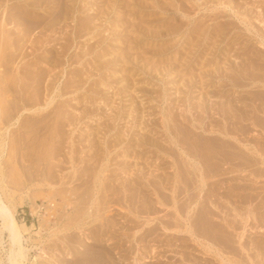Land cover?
Returning a JSON list of instances; mask_svg holds the SVG:
<instances>
[{"label":"rangeland","instance_id":"1","mask_svg":"<svg viewBox=\"0 0 264 264\" xmlns=\"http://www.w3.org/2000/svg\"><path fill=\"white\" fill-rule=\"evenodd\" d=\"M26 2L30 0H0V21L6 9ZM67 2L68 18H60L38 43L32 42L35 31L28 40L21 37L18 59L9 66L14 72L0 80V111L10 117L0 127V193L14 206L18 222L27 225L23 231L30 251L25 264H264V189H257L262 195L255 201L248 198L258 184L237 180L226 184V191L223 180L224 187L213 192L210 200L225 199L209 203L214 212L220 211L213 212L222 225L219 242L198 236L186 222L189 196H207L197 187L198 177L188 192L178 195L181 212L171 200L175 163L181 158L173 140L176 135L183 138L181 129L199 131L192 124L202 121L208 126L212 116L215 128H232L242 112L256 105L264 118V0ZM47 7L42 4L36 13H49L44 12ZM10 20L2 28L12 29L17 37L18 25ZM20 92L30 98L25 106L18 101ZM239 104L249 107L235 108ZM230 106L232 114L227 116ZM256 116L250 120L256 125L253 131H264ZM253 140L263 147L261 140ZM182 148L194 151L191 140ZM260 166L253 167L256 176L246 169L245 179L264 186ZM246 184L247 192L241 190L245 195L237 193ZM233 186L239 188L234 192ZM148 222L160 225L142 238ZM82 239L85 248L78 247ZM210 242L224 249L209 253ZM2 256L0 249V260Z\"/></svg>","mask_w":264,"mask_h":264},{"label":"bare ground","instance_id":"2","mask_svg":"<svg viewBox=\"0 0 264 264\" xmlns=\"http://www.w3.org/2000/svg\"><path fill=\"white\" fill-rule=\"evenodd\" d=\"M25 1H28V0H25ZM68 0H63V2L61 3L60 0H30V2H26V4H17L15 7H13L12 9H6V13L4 15V18L2 21H0V80H4L6 79V76H8V79L10 77V75L13 74L12 70L9 68L10 64H12L13 62H15L16 59H18V53L16 54L15 51L17 50L19 43H20V39L21 37L25 38L28 40V37L31 35L32 31H35L37 32L36 36L32 39V42H35V43H38L37 42V39L38 37H42L41 35L48 29H51L53 26L57 25L59 22H60V18H65L67 19L68 18V12H70V9L68 7V5H70L68 2ZM81 1V0H80ZM83 1V0H82ZM118 1V0H117ZM120 2V1H119ZM46 3L47 4V8L45 9L44 12H49V13H44L42 15H38L36 13V11L38 10L37 8H39L40 6H42V4ZM85 4V3H83ZM105 4V3H104ZM2 5V4H1ZM35 5V6H34ZM81 5V4H80ZM13 6V5H12ZM30 6H34V7H30ZM44 6V5H43ZM102 6V4H101ZM74 7V6H73ZM81 7V6H80ZM84 7V6H83ZM78 8V7H77ZM100 8V7H99ZM81 9V8H80ZM8 10V12H7ZM39 11V10H38ZM79 12H82L81 10ZM84 12V11H83ZM82 12V13H83ZM40 13V12H39ZM61 14H63L64 16L61 17ZM70 14V13H69ZM84 14V13H83ZM10 15H12V18H10ZM97 15V14H96ZM70 17V16H69ZM81 17V16H80ZM87 17V16H85ZM95 17V16H94ZM12 19L13 22L18 25V28L19 31H16V33L18 32L20 35H18L17 37H13V30L12 29H7V28H2V26H5L8 21L10 22ZM77 19V18H76ZM79 19V18H78ZM81 21V20H80ZM94 21V20H92ZM65 22V21H64ZM86 22V21H85ZM89 22V21H88ZM11 23V22H10ZM66 23V22H65ZM76 23H78L76 21ZM81 23V22H80ZM83 23V22H82ZM85 24V23H84ZM60 25H62V22L60 23ZM65 24L62 25V27H64ZM76 25V24H75ZM83 25V24H82ZM81 25V27H82ZM87 25V23H86ZM85 26V25H84ZM83 26V27H84ZM88 26V25H87ZM60 27V26H59ZM86 27V26H85ZM37 28H39L37 30ZM55 29V28H54ZM15 30V29H14ZM56 30V29H55ZM54 30V31H55ZM82 30V29H81ZM13 31V32H12ZM50 31V30H49ZM73 31L75 34H77L80 30L78 29V27L76 26L75 28L73 27ZM64 31H62L63 33ZM89 32V31H88ZM49 33V32H47ZM55 33V32H54ZM65 33H69V32H65ZM46 34V33H45ZM51 34V33H50ZM83 35H85V32L83 33ZM52 36V34H51ZM67 36V35H66ZM70 36V35H69ZM63 37V35L59 38L61 39ZM65 37V36H64ZM51 38V37H50ZM58 38V37H57ZM71 38V37H70ZM30 39V38H29ZM55 39V38H54ZM58 39V40H59ZM44 40V39H42ZM53 40V39H51ZM51 40H48V41H51ZM24 41V40H23ZM56 41V40H55ZM28 41H26L27 43ZM62 42V41H61ZM50 43V42H49ZM263 45H264V41H262ZM33 44V43H32ZM55 44V43H54ZM63 44V43H62ZM22 45V44H21ZM37 45H40V44H37ZM48 45V44H47ZM51 45V44H50ZM56 45V44H55ZM46 46V45H45ZM57 46V45H56ZM67 46V45H66ZM65 47H63V53L65 51V49H67ZM39 47V46H38ZM37 47V48H38ZM47 47V46H46ZM50 47V46H48ZM51 47H54V46H51ZM60 48V47H59ZM41 49V48H40ZM33 50V49H32ZM39 50V49H38ZM52 49H50V51H52ZM57 50V49H56ZM59 51V50H58ZM55 52V50H54ZM31 53V52H30ZM35 53V52H34ZM52 53V52H51ZM70 54V53H69ZM19 55H20V51H19ZM39 55V54H37ZM52 55V54H51ZM50 55V56H51ZM55 55V53L53 54ZM24 58L26 57V55H23ZM48 56V55H47ZM69 56H72V55H69ZM39 57V56H38ZM49 57V56H48ZM37 58V57H36ZM54 58V57H52ZM75 58V56H74ZM27 59V58H26ZM46 59V58H45ZM55 59V58H54ZM60 59V58H59ZM70 59V57H69ZM62 60H64L62 58ZM76 60V59H74ZM27 61V60H26ZM54 61V60H52ZM51 61V62H52ZM28 62V61H27ZM27 62H24V63H27ZM50 62V61H49ZM55 62V61H54ZM255 62V61H253ZM23 63V64H24ZM242 63V62H241ZM244 63V62H243ZM32 64V62H31ZM36 64V63H35ZM58 64V63H57ZM255 64V63H254ZM26 65V64H24ZM250 65V64H249ZM27 66V65H26ZM29 66L31 67H35L36 65H30ZM27 66V67H29ZM257 66V65H255ZM38 67V65H37ZM249 67V66H248ZM247 67V68H248ZM20 68V71L21 70V67ZM23 68V67H22ZM26 68V67H24ZM23 68V69H24ZM36 68V67H35ZM43 68V67H41ZM251 68V67H250ZM255 68V67H254ZM28 69V68H27ZM39 69V68H38ZM256 69V68H255ZM25 70V69H24ZM23 70V71H24ZM28 70H33V69H28ZM37 70V69H36ZM250 70V69H249ZM34 72V71H33ZM247 72H248V69H247ZM246 72V73H247ZM16 73V72H15ZM14 73V75H15ZM42 73V72H41ZM44 73V72H43ZM21 74V72L19 73V75ZM23 74V73H22ZM21 74V76H22ZM25 74V73H24ZM28 75H25V77L27 76V78L29 77V74H30V71L27 73ZM39 74V72H38ZM243 74V73H242ZM245 74V73H244ZM228 75V74H227ZM231 75V74H230ZM232 76V75H231ZM227 77V76H226ZM243 77V75H242ZM245 77V76H244ZM26 78V79H27ZM41 78V76H40ZM252 78V76H251ZM7 79V80H8ZM11 79V78H10ZM17 79V78H16ZM29 79V78H28ZM34 80V79H33ZM234 80V79H233ZM254 80V79H253ZM36 81V80H35ZM34 81V82H35ZM39 81V80H38ZM231 81H232V78H231ZM2 82V81H0ZM40 82V81H39ZM42 82V81H41ZM238 82V81H237ZM3 83V82H2ZM21 84V83H20ZM28 83H26L27 85ZM36 84V83H35ZM34 84V85H35ZM253 84V83H252ZM24 85V83H23ZM254 85V84H253ZM252 85V86H253ZM2 86V85H1ZM0 86V88H1ZM28 86L30 87L31 85L28 84ZM27 86V87H28ZM20 87V86H19ZM254 87V86H253ZM252 87V88H253ZM262 87V86H260ZM15 88V87H14ZM13 88V89H14ZM25 88V87H24ZM36 88V87H35ZM39 89V88H38ZM61 89V88H60ZM59 89V90H60ZM22 90V88H21ZM36 90V89H34ZM33 90V91H34ZM260 90V89H259ZM3 91V90H2ZM64 91V90H63ZM62 91V92H63ZM18 92V91H17ZM7 93V92H6ZM13 93V92H12ZM24 93V92H23ZM246 93V92H245ZM243 93V94H245ZM250 93V92H249ZM261 93V92H260ZM258 93V94H260ZM264 92H262L263 94ZM1 94V93H0ZM37 94V93H36ZM38 94L39 93V90H38ZM3 95V93H2ZM6 95V94H5ZM35 95V94H34ZM41 95V94H40ZM18 96V95H17ZM239 96V95H238ZM246 96V95H245ZM260 97H262L261 95H259ZM32 97V96H31ZM34 97V96H33ZM32 97V98H33ZM40 97V96H39ZM59 97V96H58ZM242 97V96H241ZM7 100H8V97H6ZM48 98V97H47ZM208 98V97H207ZM239 98V97H237ZM236 98V99H237ZM246 98H249L246 96ZM258 98V97H257ZM1 99V98H0ZM27 99L30 101V98H27L26 96H23V94H21L20 92V95L18 96V101L20 103H23L25 106L26 103L28 102ZM251 99V97L249 98ZM262 99L264 100V96L262 97ZM2 100V99H1ZM14 100V99H13ZM42 100V99H41ZM39 100V101H41ZM230 100V99H229ZM253 101V100H252ZM33 102V100H32ZM47 102V101H45ZM237 102V101H236ZM245 103V102H243ZM251 103V102H250ZM255 103V101H254ZM262 103V102H261ZM260 103V104H261ZM34 104V103H33ZM40 104V103H39ZM38 104V105H39ZM43 104V103H42ZM231 104V103H230ZM245 104H248L247 102ZM256 104V103H255ZM259 104V105H260ZM32 105V104H31ZM36 105V104H35ZM232 105H236V104H232ZM242 105V103H241ZM262 105V104H261ZM28 106H29V103H28ZM47 106V105H46ZM227 106V105H226ZM244 106V105H243ZM243 106H234L235 108H240L243 107ZM253 106V105H252ZM58 107V106H57ZM249 107V105L247 106ZM246 106L243 107L244 108H247ZM256 109H251L252 107H249V110H247L246 113L242 112L241 113V116H239V119L235 122V126L232 127V128H229L227 126L223 127L222 129L220 128H215L214 126H212L211 124H213L216 120V118H214L212 116L211 118V121H209L208 119V126H206L205 122L204 124L202 123V121L199 123V124H195L193 123L192 126H194L196 129H198L199 131H196L192 128L189 129V130H186V129H181L180 133L183 135V138H180L179 135H176V139L173 140V143L178 146H180V151H181V154H180V159L176 164V174L174 175V179L172 180L173 182V187H174V190L172 191V196H171V200H172V204H173V207L175 208L176 212H181L182 211V206L179 205V201L178 200V195L181 194L182 192L186 191L188 192L190 190V187L194 184L195 181V177H198L197 181L200 182V184L197 186L201 189V191L203 190H206L204 194H207L206 198L203 199V200H200L201 197L198 196V193L195 195V194H191L189 196V202L187 203L186 207H191V209L189 211H187L186 213V222H189L191 224V226L193 225V230L197 235L200 234V236H204V238L206 239H211V238H215L217 239V241L219 242L221 238H217V236L219 237V232L221 231V227L222 225L220 226L218 222H216L213 218V214L216 212H214V210H216L215 208L213 209L212 208V205L211 208L209 207V203L210 201L213 203L214 200H223L222 198L220 199L218 196H217V199L216 196L214 199L210 200L212 198L211 195H213L214 191L218 190L221 188L224 187L225 185V189L224 190H229L228 188H226V184H232L231 182L233 181H237L239 182V180H242V181H251V182H255L256 184H258V186L256 185H253L252 187V184H251V192L248 196V198L250 197V199L252 200L253 198L255 199L256 197L259 198L258 196L261 194L262 195V191L261 192H258L257 189L258 188H261V189H264L262 187V185H259V181L257 179H253V178H249V179H245L246 174L244 173L247 169V172H250V176L251 174L252 175H257V170L256 168H253L254 166H257V165H264V131H259V132H256L255 130L258 129L256 128L254 131H253V128L256 126L254 123H252L250 120L257 115H259L258 110H260V107H258L257 105L255 106ZM18 108V107H17ZM20 108V107H19ZM18 108V109H19ZM210 108V107H209ZM1 109V108H0ZM53 109V108H52ZM55 109V108H54ZM58 109V108H57ZM233 108H231V106L227 109H225V112L228 116L229 113H231L230 111L232 110ZM263 109V107L261 108ZM4 110V109H2ZM60 110V109H58ZM219 110V109H218ZM217 110V111H218ZM242 110V109H241ZM5 111V110H4ZM3 111V112H4ZM55 111V110H54ZM207 111V110H206ZM211 111V110H210ZM209 111V112H210ZM3 112L0 111V119H1V123H0V127H1V124L2 123H6L5 121L7 120L8 122H10V117H7L6 118V115H3ZM36 112V111H35ZM41 112V111H39ZM47 112H51L50 108H49V111ZM60 112V115H61V111ZM57 112V114L59 113ZM197 112H198V108H197ZM235 112V111H234ZM260 112V111H259ZM7 113V112H5ZM4 113V114H5ZM38 113V112H37ZM199 113V112H198ZM201 113V112H200ZM216 112L214 111L213 114H215ZM263 113V112H261ZM35 114V113H34ZM43 114H44V111H43ZM47 114V113H46ZM232 114V113H231ZM229 114V115H231ZM237 114V113H235ZM239 114V113H238ZM264 114V113H263ZM45 115V114H44ZM44 115H41L42 118H45L47 116L44 117ZM49 115V114H48ZM55 115V114H54ZM200 115V114H199ZM4 116H5V119H4ZM8 116V115H7ZM38 116V115H37ZM197 116V115H196ZM195 116V117H196ZM215 116V115H214ZM217 117V116H216ZM230 117V116H229ZM236 117V116H235ZM38 119L40 118L37 117ZM194 118V116H193ZM206 118V117H205ZM232 118V117H231ZM257 119H259V126L260 125H263L264 123V118L260 117H257ZM34 119V118H33ZM36 119V118H35ZM228 119V118H227ZM226 119V120H227ZM230 119V118H229ZM255 119V117H254ZM12 120V118H11ZM37 120V119H36ZM41 120V119H40ZM39 120V121H40ZM168 120V119H167ZM174 120V119H173ZM234 120V118L232 119ZM253 120V119H252ZM176 121V120H175ZM179 121V120H178ZM222 121V120H221ZM229 121V120H228ZM231 121V120H230ZM177 122V121H176ZM196 122V121H195ZM23 123V122H22ZM181 123V122H180ZM184 123V122H183ZM226 123V121H225ZM232 123V121H231ZM256 123V122H255ZM7 124V123H6ZM170 124V123H168ZM182 124V123H181ZM224 124V123H223ZM238 124V125H237ZM252 124L254 125V127L252 126ZM46 125V124H45ZM45 125H43L45 127ZM176 125V124H175ZM178 125V124H177ZM227 125V124H226ZM231 125V124H230ZM42 126V125H40ZM165 126V125H164ZM179 126V125H178ZM211 126V127H209ZM21 127V126H20ZM187 127V125H186ZM190 127V126H189ZM222 127V126H221ZM262 127V126H261ZM191 128V127H190ZM263 128V127H262ZM38 129L37 131H39V129H41V127L39 128H36ZM251 133H253L252 136H250V131ZM264 130V129H263ZM175 131V130H174ZM173 132V131H172ZM178 133V132H177ZM179 134V133H178ZM261 134V135H260ZM253 138L254 139H258L256 141H259L261 142V148L253 145V143L251 142ZM189 140H191V143H192V149L194 150L193 152H188L186 151V149L182 148V145L184 143H188ZM261 140V141H260ZM254 142V140H253ZM173 144V145H174ZM259 144V143H258ZM166 145V143H165ZM164 145V146H165ZM171 145V144H170ZM172 146V145H171ZM186 146V145H185ZM260 146V145H259ZM167 148L168 145H166ZM184 147V146H183ZM164 148V147H163ZM171 148V147H170ZM176 148H174L175 150ZM170 150V149H169ZM168 151V150H167ZM172 151V150H171ZM191 151V150H190ZM177 154V153H176ZM175 154V155H176ZM179 155V154H178ZM177 155V156H178ZM176 160V159H175ZM259 167V166H258ZM261 167V166H260ZM261 167V168H262ZM264 170V169H263ZM238 172H242L244 174H239ZM238 173V174H236ZM260 173V172H259ZM263 173V172H261ZM163 175V174H161ZM167 175V174H166ZM226 177H222V176H225ZM229 175V176H227ZM171 180V179H170ZM225 181L226 183H222V181ZM150 181V180H149ZM169 181V180H166V182ZM160 182V181H159ZM162 183V182H161ZM234 183V182H233ZM244 183V182H242ZM139 184V183H138ZM163 184L165 185L164 181H163ZM162 184V185H163ZM224 184V185H223ZM236 184V183H235ZM241 184V182L239 183V185ZM250 184V183H249ZM248 184V185H249ZM233 185V184H232ZM231 185V186H232ZM237 185V184H236ZM245 185V183H244ZM243 185V186H244ZM246 184V188H239V186H235L236 189H238L237 193H241V195L244 194V192L246 191V189L248 190ZM124 186V185H123ZM140 186V184H139ZM168 186V185H167ZM167 186H166V189H167ZM170 186V185H169ZM172 186V185H171ZM208 186V188L206 187ZM211 186V187H210ZM212 186H214L212 188ZM223 186V187H222ZM229 186V185H228ZM242 186V187H243ZM154 187H155V184H154ZM207 189H206V188ZM234 187V186H233ZM235 187L232 188L231 190H235ZM249 187V186H248ZM156 188V187H155ZM136 189V188H135ZM159 189V188H158ZM245 190L243 193L241 192V190ZM172 190V189H171ZM226 190V191H227ZM161 191V190H160ZM216 192V194H217ZM221 192V190H220ZM232 191H230L231 193ZM235 192V191H234ZM247 192V191H246ZM222 193V192H221ZM233 193V192H232ZM231 193V194H232ZM215 194V195H216ZM220 194V193H219ZM229 194V195H231ZM236 195V193H233ZM232 194V196H233ZM202 195V196H203ZM218 195V194H217ZM222 197H223V193L220 194ZM228 195V196H229ZM240 195V197L242 198V196ZM245 195V194H244ZM243 195V196H244ZM227 196V197H228ZM232 196H230L229 198H231ZM247 196V195H246ZM205 197V195L203 196ZM236 197L239 198L238 195H236ZM226 198V196H225ZM235 197H233L234 199ZM264 198V197H263ZM232 199V198H231ZM237 199V198H235ZM246 199V198H245ZM249 199V200H250ZM252 200V201H255V200ZM225 200V199H224ZM223 200V201H224ZM228 200V199H227ZM226 200V201H227ZM247 200V199H246ZM262 200V199H261ZM222 201V202H223ZM233 201V200H232ZM237 201V200H235ZM264 201V199H263ZM220 202V203H222ZM229 202V201H228ZM231 202V200H230ZM239 202V201H237ZM241 202V201H240ZM260 201H256L257 205L259 204ZM161 204L162 201L160 202ZM159 203V204H160ZM210 203V204H212ZM215 203V202H214ZM213 203V204H214ZM218 203V201H217ZM225 203V202H223ZM222 203V204H223ZM242 203V202H241ZM243 203H245V201H243ZM252 203V202H251ZM261 203V202H260ZM219 204V203H218ZM229 204V203H228ZM231 204V203H230ZM234 204V203H233ZM239 204V203H238ZM262 204V203H261ZM260 204V205H261ZM264 204V203H263ZM262 204V205H263ZM256 205V204H255ZM216 206V204L214 205V207ZM224 206V204H223ZM218 207V205H217ZM148 208V207H147ZM221 208V207H220ZM223 208V207H222ZM150 209V208H149ZM148 209V210H149ZM221 210V209H220ZM222 211V210H221ZM214 212V213H213ZM218 212V211H217ZM216 212V213H217ZM220 212V211H219ZM218 212V213H219ZM225 212V211H224ZM170 212H168L169 214ZM174 213V212H172ZM217 213V215H219ZM228 213V212H227ZM230 213V212H229ZM226 214V213H225ZM15 210H14V206L11 205V203H8L1 195L0 193V249L1 251L3 252V256H4V259L3 260H0V264H25V262L28 260V254H29V251H30V248L27 247L26 245V242H28V239L24 232L23 229L24 227H26L27 225H25L23 223L20 224L18 222V220L16 219L15 217ZM184 215V214H183ZM224 215V214H223ZM173 216V215H172ZM225 216V215H224ZM223 216V217H224ZM229 216V215H227ZM264 216V215H263ZM235 217V216H234ZM249 218V216H246L245 218ZM174 218V216H173ZM177 217H175L176 219ZM222 218V217H221ZM220 218V220H221ZM247 218V221L249 220ZM163 219L164 221V218H161ZM212 219L214 221H212ZM227 218H225L226 220ZM129 220V219H128ZM242 220V219H241ZM133 221V219H132ZM162 221V220H161ZM170 221V220H169ZM180 221V220H178ZM146 222V221H145ZM176 222V220H175ZM181 222V221H180ZM262 222V221H260ZM143 223V222H142ZM157 223V222H156ZM166 223L169 224V222L167 221ZM177 223V222H176ZM179 223V222H178ZM178 223H177V226H178ZM222 223V222H221ZM220 223V224H221ZM235 222H233L234 224ZM243 223H245L243 221ZM147 224H153V223H147ZM183 224V223H182ZM230 224V223H229ZM228 224V225H229ZM160 224H157L155 226L153 225H150L144 232H141L140 234V237H145L147 235H149L151 232H154L158 229ZM181 226V224H179ZM200 226L201 227V231L198 230V228H196L195 226ZM224 227H225V224H223ZM232 225V224H231ZM246 225V223H245ZM132 226V225H130ZM135 226V225H134ZM139 226V225H138ZM170 226V225H169ZM133 227V226H132ZM223 227V228H224ZM235 227V226H233ZM128 228V227H127ZM164 228H168L164 225ZM228 228V227H227ZM225 229V228H224ZM234 229V228H233ZM226 230V229H225ZM7 233V237L5 236V233ZM224 232V231H223ZM228 232V231H227ZM163 233V232H162ZM161 233V234H162ZM192 233V232H191ZM223 234V233H221ZM137 235V234H136ZM224 235V234H223ZM199 236V235H198ZM148 237V236H147ZM197 237V236H196ZM138 238V237H137ZM223 238V237H222ZM225 238V237H224ZM226 238H228V236L226 235ZM214 239V240H215ZM213 239H211L212 241ZM223 241V239H221ZM82 242L79 244L78 247H83L85 248L87 246V243L85 242V239H82L81 240ZM216 241V240H215ZM221 241V242H222ZM226 241V240H224ZM213 244H215V242H212ZM217 243V242H216ZM225 243H228V242H225ZM230 243V242H229ZM228 243V244H229ZM219 244V243H218ZM210 245V246H209ZM209 247H208V252H212V253H215L216 255L221 252L222 247H218L219 249H216V247H211V242L209 243ZM220 245V244H219ZM223 245V244H222ZM85 246V247H84ZM213 246H216V245H213ZM207 247V246H206ZM206 247H204L206 249ZM227 247V246H225ZM107 248V247H106ZM113 248V247H112ZM222 248V249H221ZM105 250H108L109 253L112 252V249L111 248H107ZM115 250V249H114ZM156 250V249H155ZM111 251V252H110ZM206 252V251H205ZM264 252V251H263ZM207 253V252H206ZM205 253V254H206ZM209 256V254H207ZM213 255V254H212ZM2 256V257H3ZM211 256V255H210ZM218 257V256H217ZM223 261V260H222ZM111 262V261H110Z\"/></svg>","mask_w":264,"mask_h":264}]
</instances>
